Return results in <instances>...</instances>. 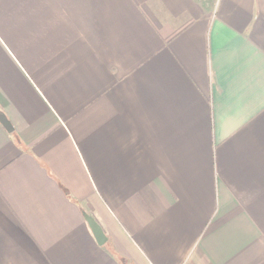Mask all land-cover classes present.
Masks as SVG:
<instances>
[{
	"label": "crops",
	"instance_id": "obj_1",
	"mask_svg": "<svg viewBox=\"0 0 264 264\" xmlns=\"http://www.w3.org/2000/svg\"><path fill=\"white\" fill-rule=\"evenodd\" d=\"M0 113V264H264V0H0Z\"/></svg>",
	"mask_w": 264,
	"mask_h": 264
},
{
	"label": "water",
	"instance_id": "obj_2",
	"mask_svg": "<svg viewBox=\"0 0 264 264\" xmlns=\"http://www.w3.org/2000/svg\"><path fill=\"white\" fill-rule=\"evenodd\" d=\"M0 123L5 127L6 130L11 131V126L9 122L6 120L5 116L0 113ZM84 219L95 238L96 242L99 245H102L106 242L107 238L101 228V226L97 223V221L90 215L84 214Z\"/></svg>",
	"mask_w": 264,
	"mask_h": 264
},
{
	"label": "trees",
	"instance_id": "obj_3",
	"mask_svg": "<svg viewBox=\"0 0 264 264\" xmlns=\"http://www.w3.org/2000/svg\"><path fill=\"white\" fill-rule=\"evenodd\" d=\"M114 256L121 264H126L127 263V261L124 258H121V257H119L116 254H114Z\"/></svg>",
	"mask_w": 264,
	"mask_h": 264
}]
</instances>
